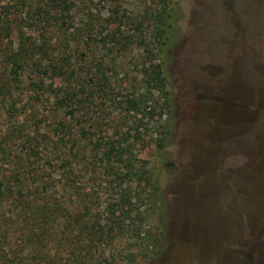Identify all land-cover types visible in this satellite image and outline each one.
Listing matches in <instances>:
<instances>
[{"label": "rangeland", "instance_id": "obj_1", "mask_svg": "<svg viewBox=\"0 0 264 264\" xmlns=\"http://www.w3.org/2000/svg\"><path fill=\"white\" fill-rule=\"evenodd\" d=\"M39 1L0 0V11L31 18ZM74 4L60 32L28 19L2 36L0 67L13 53L24 64L15 106L0 100V176L24 172L26 199L57 202L60 238L93 227L94 264H128L130 253L135 264H264V0ZM154 63L161 85L144 71ZM108 141L146 162L149 184L104 168ZM122 195L130 218L140 214L133 224Z\"/></svg>", "mask_w": 264, "mask_h": 264}, {"label": "trees", "instance_id": "obj_2", "mask_svg": "<svg viewBox=\"0 0 264 264\" xmlns=\"http://www.w3.org/2000/svg\"><path fill=\"white\" fill-rule=\"evenodd\" d=\"M74 5V0H40L36 2L35 7L33 6L34 12L31 18H26V14L22 15V12L20 16H18L12 11L10 13L8 9L0 11V44H2V36H12L15 30L20 32V28L23 26L22 23L28 19H33V23L36 25L37 23L41 26L47 24L52 27L54 31L60 32V28H67V26L71 24L70 16L74 9ZM34 14H36V18H34ZM119 18L120 16L118 17L117 11L111 16V20L114 21ZM158 23H161V19H159ZM120 27L119 25L118 30L110 32L109 34L116 42L123 38ZM20 44V48L26 45L23 40H20ZM23 51L25 53L24 55H28L24 48ZM148 54L149 57L154 55L151 51H149ZM10 59L11 61L7 63L3 62L5 63L3 68L0 67V100L5 103L6 109H11L9 107V102L11 103V107L15 106L12 91H16L20 87L19 85L22 82L21 69L24 64L22 56L17 53H13ZM141 65L142 68H144L145 64L142 63ZM54 69L53 73L59 76L66 73L63 71L62 65H55ZM144 71H149L153 75V82L156 85L162 84L163 71L159 63L147 66ZM32 85V89H43L41 83L34 82ZM74 92L72 95L76 98ZM142 96V101L144 102L142 109L148 112L153 118L156 112V106H151L152 101L149 95ZM64 98L66 99L65 101H69L71 97L65 96ZM72 102L76 104V100ZM60 103L61 107L69 105H67V102L64 103V99H61ZM73 108L74 110L71 108L70 112L76 110L75 107ZM60 125L61 127L65 126L63 121H60ZM114 143V141H108L102 149V157L105 163L104 168L107 170L115 169V164H122L124 172L121 174L118 172L116 173L118 179L120 178V180H122L129 176H135L146 184H149L150 176L146 168V162L143 160L137 161L134 157L133 160H131V153L128 152L129 146H122L120 142H118L117 145ZM0 151L4 153L6 149L1 148ZM7 175L9 176H0V264H94L90 262V250L93 249L94 244L92 243H94L96 239L93 227L91 228V226L88 225L86 227L84 226L83 230L80 231L81 236L79 234L76 239L71 232L66 237L63 236L60 238L57 230L58 220L54 214V211L57 210V202L54 200L42 199L43 202H37L35 197H33L32 200L26 199V195H28L31 188L23 179L26 177L24 172L13 175V179H15L13 181H11V175ZM15 176H18V178H15ZM4 199L7 202L3 201ZM120 199L129 206L126 211H123V218L126 217L131 219L130 214L132 213L133 207L130 199L126 195H122ZM3 204L8 206V208H3ZM139 215L138 213L137 216L131 219V224L134 223V219L139 218ZM112 223L118 224L119 222ZM136 232L138 236L139 230L137 228ZM81 237L87 241L85 245L80 244ZM63 242L68 245V250L66 246L63 250L68 251L67 258H61L60 255V245ZM71 245L74 247L76 246L78 249L75 260H71ZM128 257V264H135L136 255L130 253Z\"/></svg>", "mask_w": 264, "mask_h": 264}]
</instances>
